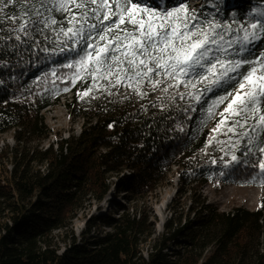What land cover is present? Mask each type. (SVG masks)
Here are the masks:
<instances>
[{
  "label": "trees",
  "instance_id": "trees-1",
  "mask_svg": "<svg viewBox=\"0 0 264 264\" xmlns=\"http://www.w3.org/2000/svg\"><path fill=\"white\" fill-rule=\"evenodd\" d=\"M164 1L141 4L161 13L187 4L201 24L208 20L231 24L229 39L243 36L235 32L241 23L264 22V15H257L264 13V0H204L195 5L189 0ZM43 2V15L30 11L24 17L29 23L20 32L22 20L8 17L23 13V5L33 8L34 0H0V264H264V212L241 207L221 212L199 196L209 183L264 188V173L258 168L264 158L260 152L264 131L258 126L244 137L238 133L247 128L235 129L236 134L227 132L226 125L217 129L227 101L209 117V109L234 91L236 81L201 93L207 82L199 83L194 76L185 78L192 80L185 86L153 74L157 87L144 82L135 91L116 85L113 75L97 77L93 87L87 71L64 66L84 55L85 44L82 41L77 51H71L73 41L60 29L83 22L69 24V13L53 7V0ZM81 11L72 9L78 17ZM99 14L97 20L88 12L86 36L90 24L98 26L92 35L101 26H113L111 20L102 25L103 11ZM45 18L57 23H43ZM238 50L235 45L225 55L255 59L264 54V39L240 55ZM176 84L179 87H168ZM67 95L70 114L83 121L82 131L59 138L46 149L42 144L52 132L42 113ZM225 115L230 124L232 117ZM254 123L249 119V125ZM7 133L14 134V147L1 146ZM233 155L237 160L231 159ZM173 168L179 172L177 204L185 198L181 211L187 202L190 206L183 223L173 200L172 216L155 236L152 215L144 206L156 200ZM121 174V188L133 197V207L121 205L118 217L90 220L76 238L73 223L78 215L94 201L101 202L110 191V177ZM101 226L110 230L93 233Z\"/></svg>",
  "mask_w": 264,
  "mask_h": 264
},
{
  "label": "snow or ice",
  "instance_id": "snow-or-ice-1",
  "mask_svg": "<svg viewBox=\"0 0 264 264\" xmlns=\"http://www.w3.org/2000/svg\"><path fill=\"white\" fill-rule=\"evenodd\" d=\"M12 2L13 0H7V3ZM36 3L39 7L35 6ZM89 5H96V8H89ZM21 7L24 8L23 13L9 16L8 19L13 22L22 20L19 31L24 32L29 23L24 17L28 16L30 11L43 15L41 8L44 7V2L34 0L33 8L27 5ZM53 7L70 14L69 24L83 22L80 27L60 29L73 41L71 51H77L82 41L85 44L82 49L84 55L74 64L67 63L64 66L70 69L79 67L82 71H87L93 80V87H96L97 77L110 79L113 75L116 76V85L133 87L135 91H139V85L144 82L157 87L158 82L153 74L179 80L185 86L192 83V80L185 78L194 76L199 83L207 82L205 87L200 89V92L204 93L228 80H235L234 91H228L215 101L209 109V117L215 115V108L227 101L226 107L219 113L221 119L217 123V129L226 125L227 132L236 134L235 129L247 128L246 131L238 133L244 137H249V132L257 130L258 126L264 131V110L261 109L264 103V54L255 59H231L225 55L235 45H239L236 54L240 55L248 50L249 44L264 39V22L253 19L247 24L241 23L235 32H242L243 36L237 35L234 39H229L234 31L231 24L224 25L215 20L201 24L197 14L189 12L187 4H181L163 13L142 5L137 0H53ZM73 8L82 10L79 17L72 13ZM2 10L0 7V11ZM89 11L97 20L101 19L99 12L103 11L102 25L103 22L111 20L114 27L101 26L96 34L92 35V30L98 29V26L90 24L89 34L86 36L83 24L87 23ZM112 17L116 19L113 20ZM42 22L51 25L57 23L54 18L50 21L45 18ZM125 23L128 27H121ZM16 39L19 40L20 36L17 35ZM246 66L247 70H243ZM168 87H179V84ZM104 90L107 91V88ZM194 98L199 100L200 96ZM225 113L232 117L230 124L227 123L229 117ZM249 119L255 120L256 123L249 125ZM217 143L221 142L217 140ZM260 152L264 153V147L260 148ZM231 159L235 161L237 157L233 155ZM258 168L264 173V158L260 160Z\"/></svg>",
  "mask_w": 264,
  "mask_h": 264
},
{
  "label": "rangeland",
  "instance_id": "rangeland-1",
  "mask_svg": "<svg viewBox=\"0 0 264 264\" xmlns=\"http://www.w3.org/2000/svg\"><path fill=\"white\" fill-rule=\"evenodd\" d=\"M139 3H166L164 0H137ZM192 5L196 3H204V0H189ZM252 43L248 45L251 47ZM71 96L67 95L60 98L55 104L43 111L42 115L45 120L46 127L52 132L50 138L42 145L47 149L50 145L56 144L59 138L67 139L70 135L79 136L82 131L83 121L78 118H73L70 114L68 103ZM15 139L13 133H7L1 138V146L8 145L9 147L15 146ZM125 175L129 173L125 172ZM112 175L110 177V191L107 196L101 201H94L88 205L86 209L81 212L73 223V232L76 238H80L81 234L86 230L88 222L91 220H102L107 216L118 217L122 214L123 205L125 208L133 207V197L122 190L123 175ZM179 185V172L177 168H173L168 184L156 192V200L153 203L147 202L145 208L147 212L152 215V222L154 223V234L158 236L164 230L165 223L171 218L172 201L178 199ZM199 196L205 199L206 202L216 206L221 212L230 213L236 208H245L250 211H263L264 212V188L254 187H240L229 185L225 183H209L201 188ZM185 198L179 200L177 206V215L186 220V214L190 202H187V208L182 212L181 204L185 203ZM180 213V214H179ZM185 219V220H184ZM110 229L101 226L94 232H106ZM149 246L146 245L144 255L147 256Z\"/></svg>",
  "mask_w": 264,
  "mask_h": 264
}]
</instances>
